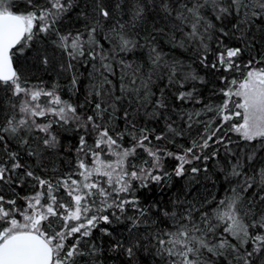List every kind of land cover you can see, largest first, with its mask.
Returning <instances> with one entry per match:
<instances>
[{"label": "snow or ice", "instance_id": "snow-or-ice-1", "mask_svg": "<svg viewBox=\"0 0 264 264\" xmlns=\"http://www.w3.org/2000/svg\"><path fill=\"white\" fill-rule=\"evenodd\" d=\"M24 7L23 12L13 11L0 0V264H103L105 250L93 233L98 230L112 237L113 232L99 225L114 220L128 222L127 237L108 242L111 253L124 258L121 264H264V165H256L255 151L264 148V67L257 66L264 64V52L247 63L240 60L245 51H256L258 39L264 41V29L260 37L252 31L258 22L264 23V0H80L78 4L25 0ZM73 7L81 9L84 30L65 33L57 25ZM209 10L221 22L218 28L209 19ZM118 13L128 19H118ZM229 17L231 30L223 23ZM169 24L172 28L166 31ZM140 28L142 33L129 31ZM169 32L174 47L176 32L183 34L180 47L195 44L196 59L205 68L247 70L240 71L242 82L235 78L229 82L235 89L222 90L227 98L223 104L179 112L188 129L204 125L188 147L177 141L184 136V127L170 114L165 116L170 105L164 89L154 99L151 87L154 77L165 75L166 87L178 83L183 88L189 80L203 83V77L186 72L181 62L163 59L156 45L159 34ZM216 32L213 49L208 41ZM101 34L111 44V52L104 49ZM37 40L44 46L36 47ZM28 48L35 53L34 63L15 67L14 57L23 56ZM143 48L149 49L147 74L121 57L117 89L109 78L115 75L112 53ZM209 55L214 61L209 62ZM54 62L60 73L70 74L67 83L73 94L82 75L77 64L90 63L91 80L83 103L63 99L57 83L51 87L43 80L31 83L29 73L48 72ZM195 92L193 84L192 90L176 93L175 99L200 104ZM230 102L239 111H230ZM202 111H215L221 123L214 126L211 120H201ZM141 116L146 118L144 124L138 119ZM234 116L241 117L242 123L225 129ZM161 118V128L147 123ZM56 128L73 130L77 142L65 147ZM228 131L252 145L253 151L234 152L231 139H224ZM125 140L127 145L121 143ZM221 148L226 163L220 171L231 195L211 210L205 201L197 204L179 198L171 207H160L155 201L149 205L150 197L141 203L138 193L152 192L153 186L163 188L173 176L182 178L191 172L194 179L208 171L209 160L220 164ZM61 149L75 157L64 171L56 168ZM168 161L175 163L168 165ZM26 187L32 191L21 197L17 190ZM61 190L62 195H57ZM18 198L24 200L23 208ZM129 209L135 214L129 215Z\"/></svg>", "mask_w": 264, "mask_h": 264}, {"label": "trees", "instance_id": "trees-1", "mask_svg": "<svg viewBox=\"0 0 264 264\" xmlns=\"http://www.w3.org/2000/svg\"><path fill=\"white\" fill-rule=\"evenodd\" d=\"M75 2L78 4L80 3V0H75ZM5 3L11 5V9L13 11L23 12L25 10L24 3L25 0H5ZM81 9L79 7H73L70 9L67 13L64 14V16L61 18L60 22L58 23L57 27H59L63 32H72L75 33L76 30L83 31L84 30V21L79 16ZM117 18L121 20H127L128 17L117 14ZM209 19L213 21V23L217 26V28L220 26L221 22L216 21L215 17L211 15V11L209 10ZM149 21H151V16H149ZM224 25L227 29L231 30L233 19L232 17H229L227 20H225ZM158 26H162L163 22L157 21ZM152 27L151 23L147 24V28L150 30ZM172 28V25H167L166 31L170 30ZM262 29H264V23L258 22L252 29V31L256 34L257 37H260L262 35ZM131 32L140 31L143 32V28L140 29H130ZM161 36L158 44L156 47L158 50L162 53L163 59L169 62L173 61H179L184 66V69L188 73H194L197 76L203 77V83L199 81H187L184 84V87L181 88L180 85L173 84L171 86H167V76L165 75L162 79H156L154 77V82L151 85L152 91L156 94L154 99L156 97L160 96V89L163 88L164 92L167 94V98L169 100V108L165 111V116L171 115V118L173 120L177 121L178 125H181L185 129V134L183 137H178L177 141L186 147L191 146L192 141L194 139L198 138V134L203 131L204 125L203 124H194L191 129H188L187 126L184 124L183 121L179 118V112L182 110L192 111V110H201L203 109L204 105H212L214 108L215 106L223 104L224 100L227 99L223 95L222 90H227L228 87H233L235 89V86L230 85V81L235 78L238 81L242 82V77L240 75V71H247L246 69L241 70H232V71H213L210 68H205L202 64H200L199 60L196 59V46L195 44L189 43L186 47H180L179 42L183 39V34L181 32H176V41L177 45L174 47L173 44L169 40V36L171 35V32H169V35L166 36L163 33L159 34ZM219 33L216 32L213 34V40L208 41L210 44V47L215 49V38L218 36ZM101 43L104 45V49L107 52H111V44L104 39L103 34L99 37ZM229 43H235V41H227ZM140 43H143V40H140ZM36 47H43L44 42L37 40L35 42ZM51 47V45L49 44ZM259 52H264V41L257 40L256 45V51H245L244 55L240 58V60L243 63H247L249 58L251 56L258 55ZM113 55H116L115 61H113V69L115 72V75L109 77L113 84L119 88L120 85V78L122 75L121 71V64L119 63L120 58L122 57L126 64H132L134 66H140L145 74H147L150 64L149 59V49L143 48V49H134L131 52L127 53H119L118 55L115 53H112ZM34 56L35 53L32 51L31 48L25 49V54L23 56L17 54L16 57H14V66L17 68H23L30 66L34 63ZM59 56V53H58ZM209 62L214 61L215 57L212 55H209ZM65 61H67V57L65 56ZM76 63V62H73ZM258 67H264V64L257 65ZM77 70L78 73L82 74L79 76L80 83L78 85V90L75 94L69 91L68 88V79L70 78L69 73H60L59 64L57 62H54L53 66L50 68L48 72L40 71H32L29 73V79L31 83L38 84L40 80H43L44 85L47 87H51L53 83H57L60 85L59 88V94L61 97L65 100H69L72 103H83L85 100V97L88 93L89 89V82L91 80V77L89 76V72L92 71L90 63L87 67L81 64H77ZM124 71L130 72L131 69L124 68ZM57 73H60L59 75ZM159 75V73H157ZM39 78V79H37ZM193 84H195L196 92L194 93L195 96H197L200 100V104H196L194 102H188L181 104V102L177 101L175 99V94L180 91H189L192 90ZM107 86V85H106ZM3 96V93H0V97ZM233 101H237L236 97L232 98ZM173 107H175L176 111H173ZM151 111V107L148 109ZM229 110L230 111H239L238 109H235L234 103H229ZM140 120L141 124H144L146 122V118L141 116L138 118ZM201 120L209 121L211 120L215 126V124L221 123L220 118L216 115L215 111H202L201 112ZM242 118L241 117H233V119L227 124L224 125L225 129H228L231 127L232 124H238L241 123ZM123 127L122 121H117ZM148 125L150 127H157L161 128L163 127V118H161L159 121H147ZM56 131L59 133V136L61 138L62 143L65 145V147H70L71 145L75 144L78 140V135L71 129L68 131H65L61 128H56ZM223 134V133H221ZM231 139L232 143L229 144V147L236 152L237 154H242L241 149L244 151L251 152L253 151L252 145L247 144V142L243 141L239 135L233 131H228L226 135H224V139L227 141ZM89 143H93V137H88ZM123 145H127L129 142L127 140L121 141ZM261 141H253V144H260ZM15 147V144L12 145ZM171 147V145L169 146ZM175 150V149H174ZM208 152H211L212 149H208ZM258 159L256 160V165L261 166L264 165V148H258L255 150ZM62 155L60 157H57L56 159V168L64 171L68 170L70 165L69 161H74V153H65L63 152V149H61ZM104 159H111V157H102ZM221 163L218 164L217 160H209L207 162V168L208 171L204 172L201 171L196 178H192L191 172H189L186 176L182 178H176L173 176L172 180L169 182V184L163 188L153 186V191L148 192L144 191L143 194L138 193L140 195L141 203L143 204L145 202V197H150V199L147 201L149 205L153 201H155L160 207L168 206L171 207V202L179 198L180 200H186L188 202H195L199 204L201 201H205V207L211 210L215 204L219 202L220 199L225 198L226 195H231V192L229 191V184L224 179V174L220 171V167L226 163V157L224 149L221 148L219 156L217 158ZM91 158H88V161L90 162ZM168 165H174V161H168ZM199 163V162H197ZM74 166V164L72 165ZM191 167V166H189ZM171 170V168H169ZM249 172V175L252 174L251 169H247ZM52 173L49 172V175ZM258 180L259 177H256ZM20 193V196L23 197L25 195H28L32 190L30 187L22 188L17 190ZM9 195H13L12 193H9ZM57 195H62V190L60 193H57ZM215 198V199H214ZM18 204L21 208L25 206V202L23 199L18 198ZM129 215H134L129 209L128 212ZM18 220L22 222V217L17 215L16 217ZM114 220V218H113ZM3 222H0L2 224ZM128 224L127 221L123 222H114L111 225H105L101 223L99 227H106L109 229L110 232H113L112 237H104L98 230L94 231L93 233V239H95V242L97 244H100L103 249L105 250L101 254V259L103 261V264H121V261L124 259L123 257H120L117 259L116 254L111 253L109 250L108 242L109 240H114L116 237H127L128 233L126 231V225ZM141 232L144 230V226H141ZM99 237V239H96ZM71 243V241H69ZM111 257V259H108ZM151 264V262H149Z\"/></svg>", "mask_w": 264, "mask_h": 264}, {"label": "rangeland", "instance_id": "rangeland-1", "mask_svg": "<svg viewBox=\"0 0 264 264\" xmlns=\"http://www.w3.org/2000/svg\"><path fill=\"white\" fill-rule=\"evenodd\" d=\"M236 99L238 102H242V101H240V98L236 97ZM241 123H242V120H241Z\"/></svg>", "mask_w": 264, "mask_h": 264}]
</instances>
